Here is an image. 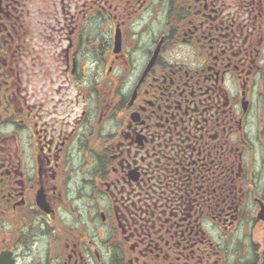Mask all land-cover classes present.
<instances>
[{"label": "flooded vegetation", "instance_id": "obj_1", "mask_svg": "<svg viewBox=\"0 0 264 264\" xmlns=\"http://www.w3.org/2000/svg\"><path fill=\"white\" fill-rule=\"evenodd\" d=\"M0 264H264V0H0Z\"/></svg>", "mask_w": 264, "mask_h": 264}, {"label": "rangeland", "instance_id": "obj_2", "mask_svg": "<svg viewBox=\"0 0 264 264\" xmlns=\"http://www.w3.org/2000/svg\"><path fill=\"white\" fill-rule=\"evenodd\" d=\"M144 15V14H143ZM163 20V16H162V14L160 13L159 15H158V17L156 18V22H159V21H162ZM98 22H101L100 20L98 21ZM103 22H105V21H103Z\"/></svg>", "mask_w": 264, "mask_h": 264}]
</instances>
